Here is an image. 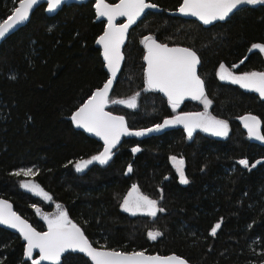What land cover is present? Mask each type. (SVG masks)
I'll use <instances>...</instances> for the list:
<instances>
[{"label": "trees", "instance_id": "trees-1", "mask_svg": "<svg viewBox=\"0 0 264 264\" xmlns=\"http://www.w3.org/2000/svg\"><path fill=\"white\" fill-rule=\"evenodd\" d=\"M148 1L161 11H147L130 29L121 72L109 92V98L119 100L136 96V107L114 104L107 110L124 117L134 132L162 125L171 115L168 99L147 87L143 41L151 36L198 54L205 96L211 101L207 108L226 122L227 135L199 130L191 140L183 129L162 133L166 128L142 137L123 135L106 164L78 172V161L104 149L71 117L109 79L97 43L106 21L96 20L94 0L64 5L53 16L43 4L0 41V197L40 231L48 227L35 206L51 212L54 202L61 203L94 247L174 253L192 264H264V146L249 137L243 121L256 117L264 134V97L218 75L221 65L239 73L264 72V55L251 50L264 45V5L242 8L205 27L172 15L182 0ZM18 2L0 0V23ZM172 156L185 158L187 184L171 165ZM241 159L250 166L240 165ZM28 169L32 175H16ZM27 179L52 200L28 192L22 186ZM133 186L164 211L153 217L123 210ZM149 232L161 235L152 240ZM39 257L37 252L28 257L25 241L0 227V264H33ZM59 264L92 263L84 253L69 251Z\"/></svg>", "mask_w": 264, "mask_h": 264}, {"label": "snow or ice", "instance_id": "snow-or-ice-1", "mask_svg": "<svg viewBox=\"0 0 264 264\" xmlns=\"http://www.w3.org/2000/svg\"><path fill=\"white\" fill-rule=\"evenodd\" d=\"M38 3L39 0H19L14 14L0 23V38H3L15 26L27 21L33 6ZM63 3L64 0H48L47 10L53 12ZM245 4H264V0H182V5L178 11L184 15L198 17L204 24H211L216 20H225L233 10ZM155 7L156 5L149 4L146 0H119L116 4L106 3V0H97L95 8L98 17H106L108 22L107 31L99 37L97 43L103 45V54L111 72V78L87 100L71 119L77 127L85 128L88 132L100 136L105 141L106 146L99 155L78 163L76 165L77 171H83L93 161L106 164L111 158L112 148L119 143L121 136L133 134L142 136L145 134L144 131L130 132L124 117L106 112L104 108L109 103V92L124 58L121 53V46L126 38L128 28L136 22L145 9ZM117 17H126L127 23L116 25L114 21ZM143 43L147 48V55L145 56L147 61L146 83L149 90L163 92L173 110L186 96H190L192 99L203 98L206 108L211 104V101L204 94L203 81L196 72L200 61L194 51L188 48H170L167 44L158 43L151 36L145 37ZM252 47L264 52V45H253ZM226 78L264 96V72L233 76L221 65L220 79ZM138 95L139 93H137ZM111 103L126 104L129 108H135L136 96L127 100H112ZM243 119L249 137L264 141V134H261L259 130L260 122L258 119L252 116H246ZM172 124H183L188 130L189 137H191L194 128L197 127H202L205 131H212L217 136L227 135L228 126L226 122L207 117L206 113L177 115L173 119L165 120L163 125H157L155 129H147L146 131L159 130L161 127ZM139 150V148H135L133 152ZM172 160L177 163L181 182L187 184L188 180L184 176L182 167H180L183 160L176 161V157H172ZM238 163L245 168L250 166L246 159H241ZM252 166L254 167V165ZM131 170L129 167L128 171L131 172ZM21 174L29 176L33 173L31 169L16 173V175ZM22 186L37 195H42L46 200H51V197L39 185L24 182ZM136 191V187L133 186V192ZM131 195L129 193V198L123 201V208L133 215L139 211H145L148 215L155 217L157 211H164L158 209L157 202L147 196L140 195L133 200ZM57 208L59 209L60 205H57ZM44 219L47 220L48 231L37 232L31 225L12 212L11 206L7 202L0 201V223L18 229L23 234V238L27 241L28 257H32L34 249L39 250L40 257L34 260L33 264H40L41 260L59 264L61 255L70 250L85 253L93 264H185L183 259L176 256L160 257L145 255L144 252L124 253L115 250H98L87 240L82 230L68 218L65 211H59L53 218L45 216ZM219 227V223L215 225L212 229L213 235ZM159 235L161 234L158 232L148 233L152 240L157 239Z\"/></svg>", "mask_w": 264, "mask_h": 264}, {"label": "water", "instance_id": "water-1", "mask_svg": "<svg viewBox=\"0 0 264 264\" xmlns=\"http://www.w3.org/2000/svg\"><path fill=\"white\" fill-rule=\"evenodd\" d=\"M88 1H90V0H64V3L60 6V7H58L55 11H53V12H49L47 9H48V0H39V3L37 4V5H34L33 6V8H32V10L30 11V13H29V18H28V20L27 21H25V22H23V23H21V24H19V25H17V26H15L13 29H11L8 33H6L5 34V36L3 37V38H0V41L2 40V39H4L5 37H8L9 35H11V34H13V33H15L18 29H20L21 27H23L29 20H30V18H31V16H32V14L34 13V11L38 8V7H40L41 5H43V4H45L46 5V13L49 15V16H53V15H55V14H57L62 8H63V6L64 5H70V4H82V3H86V2H88ZM94 2H95V5H96V3H97V0H94ZM119 2V0L116 2V3H118ZM146 2L147 3H149V4H153V5H156V4H154V3H152V2H150V1H148V0H146ZM106 3H109V4H116V3H110V2H108L107 0H106ZM18 4H19V2H18ZM18 4H17V6L16 7H18ZM94 5V6H95ZM182 5V3L180 4V6ZM260 5H264V4H255V5H249V4H245V5H242V6H239L237 9H235V10H233V12L232 13H230L229 14V16L225 19V20H216V21H213L211 24H204L201 20H199V18L198 17H195V16H191V15H184V14H182V13H180L179 11H178V9L180 8V6L175 10V11H173L172 12V15L173 16H179V17H183L184 19H193V20H197L198 22H200L203 26H205V27H208V26H210V25H212V24H214V23H216V22H224V21H226V20H228L235 12H237L238 10H240V9H242V8H245V7H258V6H260ZM15 10V9H14ZM14 10H13V12L9 15V16H11V15H13L14 14ZM95 10H96V8H95ZM151 10H153V11H161V7L160 6H158V5H156V7L155 8H148V9H145L144 10V13L136 20V22L134 23V24H132L129 28H128V30H127V34H126V38H125V40H124V43H125V41L127 40V38H128V34H129V31H130V29L131 28H133L142 18H143V16L146 14V12L147 11H151ZM96 14H97V11H96ZM8 16V17H9ZM7 17V18H8ZM6 18V19H7ZM5 20V19H4ZM3 20V21H4ZM96 20H105L106 21V26H105V30H104V32L105 31H107V25H108V22H107V18L106 17H98V14H97V18H96ZM3 21L1 22V23H3ZM114 23L116 24V25H120V24H124V23H127V18L126 17H117L116 19H115V21H114ZM104 34V33H103ZM155 39V38H154ZM158 43H160V44H166V43H162V42H160L159 40H157V39H155ZM124 43H123V45H124ZM123 45L121 46V53H122V47H123ZM170 48H172V47H179V48H188V49H191V48H189V47H184V46H180V45H169V44H167ZM145 46V45H144ZM101 48H102V56H103V59H104V61H105V63H106V67H107V61H106V59H105V57H104V54H103V52H104V49H103V45L101 46ZM192 50V49H191ZM192 51H194V50H192ZM195 52V51H194ZM196 53V52H195ZM197 54V53H196ZM147 55V48H146V46H145V54H144V62H145V73H146V69H147V61L145 60V56ZM197 56H198V54H197ZM199 57V56H198ZM199 61H200V63L197 65V68H196V72H197V75L200 77V79L203 81V90H204V94L206 93V86H205V83H204V80H203V78L199 75V67H200V65H201V60H200V58H199ZM121 67H122V61H121V63H120V67H119V71L117 72V74H116V78L114 79V81H113V84H112V86H111V88L113 87V85L116 83V81H117V79H118V77H119V74H120V72H121ZM107 70H108V72H109V79L111 78V72H110V70H109V68L107 67ZM108 79V80H109ZM107 80V81H108ZM104 86V85H103ZM102 86V87H103ZM101 87V88H102ZM100 88V89H101ZM96 92V91H95ZM94 92V93H95ZM158 92H160V91H158ZM93 93V94H94ZM161 94H163L166 98H167V96L163 93V92H160ZM259 93V92H258ZM92 94V95H93ZM168 99V98H167ZM202 99V98H201ZM185 100H187V101H197V100H200V99H192L190 96H186L184 99H183V101H185ZM163 125V124H162ZM82 128V127H81ZM164 128H166V126L165 127H161L160 129H164ZM84 131H86L87 132V134L88 135H90L92 138H95L96 140H98V141H101V142H103V144H105V141L100 137V136H97V135H95L94 133H90V132H88L85 128H82ZM150 129H155V127H153V128H150ZM155 131H158V130H153V131H144L145 132V134L144 135H142V136H146V135H149V134H152L153 132H155ZM130 132H132V133H135L134 131H130ZM139 132V131H138ZM260 133L262 134V132L260 131ZM134 135V134H133ZM137 136V135H136ZM142 136H139V137H142ZM122 138V136L120 137V139ZM255 141L256 142H258L259 144H261V145H263L264 146V141H261V140H257V139H255ZM138 152V151H137ZM134 153H136V152H134ZM136 187V189H137V191L136 192H133V187L131 188V190L128 192V194H127V196H126V199L127 198H129V193H131L132 195H131V197L134 195V194H137V195H141L140 193H139V191H138V188H137V186H135ZM0 201H5V202H7V204H9L10 206H11V211L12 212H14L17 216H19L22 220H24V221H26L27 222V224H29V225H31V227L33 228V229H35L37 232H41V233H43V232H47L48 231V228L46 229V230H44V231H40V230H38L28 219H26L24 216H22L18 211H16V209H15V207H14V205H13V203L9 200V199H6V198H4V197H0ZM0 227H3V228H6V229H8V230H10V231H12V232H14V233H16V234H18L24 241H25V243H26V249H27V241L23 238V234L18 230V229H15V228H12V227H10L9 225H6V224H2V223H0ZM94 247V246H93ZM94 248H97L98 250H113V249H106V248H98V247H94ZM71 251V250H70ZM115 251H119V250H115ZM39 253V250L38 249H34L33 250V253ZM69 252V251H68ZM120 252H124V251H120ZM135 252H143V251H135ZM124 253H133V252H124ZM145 253V255H149V256H160V257H170V256H176V257H178V258H181V259H183L184 261H185V264H192L191 262H189L187 259H185L184 257H182V256H180V255H177V254H169V255H161V254H150V253H146V252H144ZM40 254V253H39ZM65 254H67V252H65V253H63L62 255H61V257H60V260L62 259V257L65 255ZM85 254V253H84ZM86 255V254H85ZM87 256V255H86ZM88 257V256H87ZM89 258V257H88ZM90 259V258H89ZM90 261H91V259H90ZM47 262H51V261H47ZM52 263V262H51ZM91 263L93 264V262L91 261Z\"/></svg>", "mask_w": 264, "mask_h": 264}, {"label": "flooded vegetation", "instance_id": "flooded-vegetation-1", "mask_svg": "<svg viewBox=\"0 0 264 264\" xmlns=\"http://www.w3.org/2000/svg\"><path fill=\"white\" fill-rule=\"evenodd\" d=\"M145 45V44H144ZM144 48H145V46H144ZM145 63V62H144ZM227 67V66H226ZM234 67H236V66H234ZM200 68V67H199ZM229 68V67H228ZM236 73H239V72H236ZM259 73V72H258ZM199 75H200V73H199ZM201 76V75H200ZM250 90V89H249ZM258 93V92H257ZM259 95H260V93H258ZM264 97V96H263ZM186 102H190V103H196L197 105L196 106H193V105H186ZM169 104H170V102H169ZM171 105V104H170ZM104 111H106V112H109L108 110H107V105L105 106V108H104ZM204 112V110H203V103H202V101H201V99L200 100H197V101H187V100H185V101H182L179 105H178V107H176L175 108V110H173V108H172V106H171V115L169 116V118H168V120H170V119H173L174 117H176L177 115H183V114H185V113H193V114H195V113H203ZM111 113V112H110ZM113 115H115L114 113H112ZM115 116H117V115H115ZM244 123H245V121H244ZM178 129H183V131L185 132V134H186V136H187V138H189V139H193L194 138V136H195V133L196 132H198L199 130L200 131H203L204 132V129L202 128V127H197V128H194V130H193V132H192V135H191V137H189L188 136V130H187V128L183 125V124H172V125H168V126H166V129H164V130H162L163 132L162 133H164L165 131H168V130H178ZM101 142V141H100ZM102 144H103V142H101ZM105 144H103V148H105ZM113 149V148H112ZM104 151V149L102 150V152ZM112 151V150H111ZM139 152V151H138ZM100 153H98L97 155H99ZM97 155H95V156H97ZM112 156V155H111ZM94 157V156H93ZM172 157H176V161L177 160H183V164L180 166V167H182V169H183V172H184V176H185V178H186V172H185V158L184 157H181V158H179V157H177V156H172ZM111 159V158H110ZM109 159V160H110ZM108 160V161H109ZM170 162H171V165L176 169V171H177V174H178V176H180V174H179V170L177 169V167H175V165H174V163H175V161H173L172 160V158L170 159ZM94 163H98V164H100L98 161H93V163L92 164H94ZM24 182H30V183H33V184H36V182L35 181H33L32 179H27V180H25ZM23 182V183H24ZM37 185V184H36ZM26 189V188H25ZM28 192H30V193H32V194H34V195H36V196H38V197H40L41 199H44L47 203H49L51 200H52V198H51V200H46L42 195H37L35 192H33V191H29L28 189H26ZM46 193V192H45ZM140 193V192H139ZM141 194V193H140ZM141 195H143L144 196V194H141ZM137 196H140V195H137V194H134L131 198L134 200ZM122 209L124 210V208H123V206H122ZM128 212V211H127ZM139 212H145V211H139ZM129 213H131V212H129Z\"/></svg>", "mask_w": 264, "mask_h": 264}, {"label": "rangeland", "instance_id": "rangeland-1", "mask_svg": "<svg viewBox=\"0 0 264 264\" xmlns=\"http://www.w3.org/2000/svg\"><path fill=\"white\" fill-rule=\"evenodd\" d=\"M251 50H259V49H257V48H251ZM260 51V50H259ZM262 52V51H261ZM262 54L264 55V52H262ZM227 70H228V72H231V74L233 75V76H242V75H244V74H247V73H252V72H245V73H236L235 71H233L231 68H228V67H226L225 65H223ZM221 68V67H220ZM220 68H219V71H218V75H219V77H220ZM254 72H256V71H254ZM223 81H225V82H232L231 81V79H229V78H226V79H222ZM233 83V82H232ZM235 84H238V83H235ZM240 85V84H239ZM241 86V85H240ZM244 88V87H243ZM245 89H248V88H245ZM251 90V89H250ZM112 100H119L118 99V97H113V98H109V103L107 104V109H109V107L110 106H112V105H114L113 103H111V101ZM209 108H204V112L203 113H206V116L207 117H211V118H215V117H213L210 113H209ZM216 119V118H215ZM216 120H218V119H216ZM219 121H222V120H219ZM243 121H244V119H243ZM205 131V130H204ZM206 133H208V134H211V135H214V136H217V135H215L212 131H205ZM220 137V136H219ZM223 137V136H222ZM90 159H92V158H90ZM90 159H85V160H80V161H78L77 162V164L78 163H81L82 161H87V160H90ZM177 161H179V160H177ZM76 164V165H77ZM90 165H92V163L91 164H89L88 166H87V168L90 166ZM174 165H175V167H177V163L175 162L174 163ZM76 167V166H75ZM87 168H84V170L85 169H87ZM177 169H178V167H177ZM83 170V171H84ZM78 172H82V171H78ZM179 174H180V172H179ZM179 179H180V181H181V178H180V176H179ZM57 205H60V208L58 209L57 208ZM54 209H53V211H51V212H47V211H45L41 206H39V205H36L35 206V210L37 211V209H39V211H37V214H38V216L45 222V224H46V226L48 227V225H47V220H45L44 219V217L45 216H47V217H49V218H53V217H55L58 213H59V211H65V212H67L65 209H64V207L62 206V204L61 203H59V202H54ZM69 218V217H68ZM70 219V218H69Z\"/></svg>", "mask_w": 264, "mask_h": 264}]
</instances>
